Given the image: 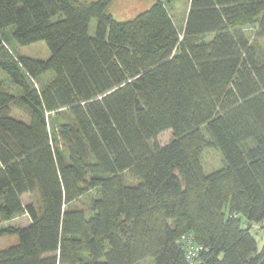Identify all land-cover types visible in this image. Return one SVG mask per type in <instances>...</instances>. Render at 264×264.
<instances>
[{"label":"trees","instance_id":"trees-1","mask_svg":"<svg viewBox=\"0 0 264 264\" xmlns=\"http://www.w3.org/2000/svg\"><path fill=\"white\" fill-rule=\"evenodd\" d=\"M174 1L119 21L112 0H0V72L17 92L0 86V238L17 237L0 264H264V0H186L180 26ZM9 31L48 58L15 56ZM61 109L64 152L46 116ZM205 148L224 159L209 174ZM86 192L89 216L70 207ZM186 234L204 248L193 262Z\"/></svg>","mask_w":264,"mask_h":264},{"label":"rangeland","instance_id":"rangeland-1","mask_svg":"<svg viewBox=\"0 0 264 264\" xmlns=\"http://www.w3.org/2000/svg\"><path fill=\"white\" fill-rule=\"evenodd\" d=\"M85 2L95 1V0H80ZM156 0H112L108 7V12L117 20L125 21L134 18L136 15L141 13L142 11L149 8ZM187 2L186 0H175L170 4V6L166 7L167 11L170 15L173 16L175 20V24L180 26L182 23L185 12H186ZM96 20L92 19L89 24V35H94L96 29ZM256 26L255 25H246L242 28L246 35L248 36L249 41H253L254 32ZM211 39V36L206 37L204 40ZM5 46H7L8 50L15 54V56H26L31 57L33 59L45 60L49 56V50L44 41L35 42L29 45L21 46L18 45L15 40L11 36V31L7 32L4 37ZM258 45L264 52V39L258 42ZM52 78L51 73H47L43 75L39 82L47 83ZM10 81L6 77V75L0 72V86L10 92L16 94V89L12 87L9 83ZM17 95V94H16ZM11 116L17 117L20 119H25V116L22 111H19L15 106H11ZM47 120L49 123V130L53 137L57 138L58 148L61 152H64V147L62 143L58 139L59 128L63 124H72V120L67 113L66 109H61L56 112L47 113ZM172 140V133L170 131H165L161 133L154 141L155 144L159 146L166 145L169 141ZM152 143V142H151ZM200 163L203 169V172L209 174L213 171L219 170L224 165V159L222 154L215 148H205L200 154ZM95 197L94 192H86L79 199L74 201L70 207L74 209H81L84 211L86 216L91 215L92 213V201ZM22 203L24 205L28 203H33L38 209H40V202L38 197L34 194H25L21 197ZM29 217L25 214L17 215L13 220H11L8 224H11L15 227H23L29 223ZM262 226H257L252 230L253 235L257 241L258 249L262 246V236H264V228ZM17 243V237L15 235L9 237L0 238V250L6 247L15 245ZM136 264H153V260L150 258H146L141 260Z\"/></svg>","mask_w":264,"mask_h":264},{"label":"built area","instance_id":"built-area-1","mask_svg":"<svg viewBox=\"0 0 264 264\" xmlns=\"http://www.w3.org/2000/svg\"><path fill=\"white\" fill-rule=\"evenodd\" d=\"M184 250L185 257L188 261H196L204 248L195 243V240L191 234H186L182 236L178 241Z\"/></svg>","mask_w":264,"mask_h":264}]
</instances>
